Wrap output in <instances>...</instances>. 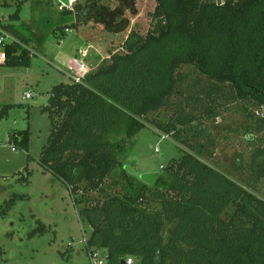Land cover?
I'll return each instance as SVG.
<instances>
[{
	"label": "trees",
	"instance_id": "1",
	"mask_svg": "<svg viewBox=\"0 0 264 264\" xmlns=\"http://www.w3.org/2000/svg\"><path fill=\"white\" fill-rule=\"evenodd\" d=\"M77 8L86 15L83 5ZM19 11L20 5L13 18ZM61 11L73 16V9ZM152 16L153 27L145 35L132 30L109 63L82 82L53 87L42 107L52 128L38 162L75 203L102 191L118 172L124 193L79 211L92 227L88 254L105 250L111 264L128 256L140 264H264V0H156ZM11 27L5 25L17 41L7 45L2 65L31 67L35 51ZM186 66L204 87L189 85ZM162 109L171 115L160 118ZM231 111L246 120L234 132L252 138L223 169L212 162L223 140L214 131ZM147 124L184 152L153 185L135 182L120 159ZM30 138L29 126L10 132L26 151ZM45 231L39 220L30 236Z\"/></svg>",
	"mask_w": 264,
	"mask_h": 264
},
{
	"label": "rangeland",
	"instance_id": "2",
	"mask_svg": "<svg viewBox=\"0 0 264 264\" xmlns=\"http://www.w3.org/2000/svg\"><path fill=\"white\" fill-rule=\"evenodd\" d=\"M19 5V18L15 19L13 15ZM77 5H83L86 15L78 11ZM61 6L73 9V16L62 14ZM155 7L156 0H0V20L9 19L13 33L20 39H28L29 47L35 51L31 67L0 64V115L5 106L12 105L0 118V138L18 149L0 147V248L3 251L0 264H90L86 244L92 227L80 217L79 211L91 204L89 201H102L108 193L123 194L124 186L118 172H114L102 191L90 192L88 200L75 203L69 188L59 180L54 182L53 175L44 173L38 162L52 128L51 119L42 112V107L54 86L71 81L62 63L66 55L89 65L76 63L74 67L80 70L93 71L109 63L112 53L123 51V43L132 30L145 35L153 27ZM47 21L51 24L46 25ZM74 22L77 27L71 25ZM65 25L71 26L59 45L58 35ZM182 70L190 73L191 87L206 85L190 67ZM30 90L35 92L33 98L26 97ZM157 114L168 118L171 111L162 109ZM218 122L220 125L214 133L223 140L216 147L212 162L217 161V165L220 163L227 169L232 167L235 154L246 151L252 137L234 132L245 125L242 113L225 112ZM28 126L31 138L30 150L26 151L10 140V132ZM134 141L133 148L120 159L125 162V169L128 166L137 172L132 174L135 182L141 181L142 173L161 174L164 167L184 153L181 145L150 124ZM80 197L79 194L77 198ZM11 198L15 203L6 210ZM39 220L47 226V231L31 237ZM101 251L106 254L105 250Z\"/></svg>",
	"mask_w": 264,
	"mask_h": 264
},
{
	"label": "built area",
	"instance_id": "3",
	"mask_svg": "<svg viewBox=\"0 0 264 264\" xmlns=\"http://www.w3.org/2000/svg\"><path fill=\"white\" fill-rule=\"evenodd\" d=\"M5 25L6 24L0 20V64H4L7 59V45L17 41L16 37L5 28ZM67 31H69V29H67ZM88 72L89 68L88 70H84L83 68L80 70L74 67L72 68V74L70 77L75 82H82L83 78ZM34 95L35 92L31 90L26 92L27 98H33ZM163 138H166V136H163ZM1 146H9L13 151H18L17 147L15 145H11L10 141H4L0 138V147ZM103 252L104 251L99 250L90 253V264H111L107 258V253L105 254ZM124 260L125 264H140L139 260L133 256H128L127 258H124Z\"/></svg>",
	"mask_w": 264,
	"mask_h": 264
},
{
	"label": "water",
	"instance_id": "4",
	"mask_svg": "<svg viewBox=\"0 0 264 264\" xmlns=\"http://www.w3.org/2000/svg\"><path fill=\"white\" fill-rule=\"evenodd\" d=\"M51 24V21H47L46 25ZM126 170H128L129 173L136 175L137 172L135 170H133L132 168L126 166ZM159 173L158 172H146V173H142L139 175V178L141 181H143L144 183L148 184V185H153L154 182L156 181V179L158 178ZM121 264H125V260L122 259L121 260Z\"/></svg>",
	"mask_w": 264,
	"mask_h": 264
},
{
	"label": "crops",
	"instance_id": "5",
	"mask_svg": "<svg viewBox=\"0 0 264 264\" xmlns=\"http://www.w3.org/2000/svg\"><path fill=\"white\" fill-rule=\"evenodd\" d=\"M4 21H7V23L13 25L11 22H9V19H7V18H4ZM29 40L31 41V39H29ZM61 42L63 43V41L60 39L59 45L62 44ZM64 42H66V41H64ZM78 62L81 63V64L83 63V64L86 65V63H84V61H80V59H76L75 57L70 56V54L66 55V57L62 61L63 66H64V70H65L64 72L67 73L70 76L72 74V68H74V65L76 63L79 64ZM86 66L88 67L89 65H86ZM59 69L62 70L61 67Z\"/></svg>",
	"mask_w": 264,
	"mask_h": 264
}]
</instances>
